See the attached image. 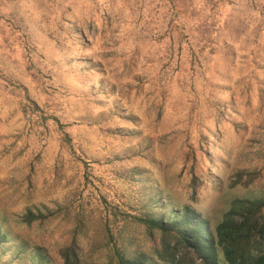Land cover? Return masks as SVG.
<instances>
[{
	"label": "rangeland",
	"instance_id": "374dc122",
	"mask_svg": "<svg viewBox=\"0 0 264 264\" xmlns=\"http://www.w3.org/2000/svg\"><path fill=\"white\" fill-rule=\"evenodd\" d=\"M239 199H264V0H0V264H39L28 210L52 264L75 235L113 264Z\"/></svg>",
	"mask_w": 264,
	"mask_h": 264
},
{
	"label": "trees",
	"instance_id": "16d2710c",
	"mask_svg": "<svg viewBox=\"0 0 264 264\" xmlns=\"http://www.w3.org/2000/svg\"><path fill=\"white\" fill-rule=\"evenodd\" d=\"M195 175L194 183L199 179ZM21 219L22 230L29 228L31 231L37 225L36 231L40 234V240L34 242L35 246L31 254L26 253L27 257L38 260L39 264H52V257L41 243L50 229L51 217L28 210ZM151 221L160 229L163 237V248H157L159 258H154L148 252L128 257L117 250L118 262L113 264H264V199L234 201L216 226L189 204L171 214L170 218ZM9 237L8 231L1 227L0 248ZM26 243H19L16 247L12 257L16 264L25 262L19 261L24 259L23 253L27 252ZM78 243L75 235L69 246L58 251L63 264H96L79 260L78 250L81 247Z\"/></svg>",
	"mask_w": 264,
	"mask_h": 264
}]
</instances>
